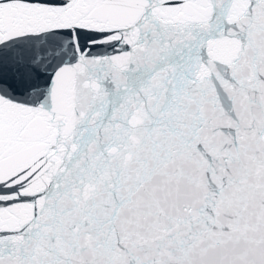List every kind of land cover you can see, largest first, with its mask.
Returning <instances> with one entry per match:
<instances>
[{"label":"snow or ice","instance_id":"snow-or-ice-1","mask_svg":"<svg viewBox=\"0 0 264 264\" xmlns=\"http://www.w3.org/2000/svg\"><path fill=\"white\" fill-rule=\"evenodd\" d=\"M0 264H264V0H0Z\"/></svg>","mask_w":264,"mask_h":264}]
</instances>
